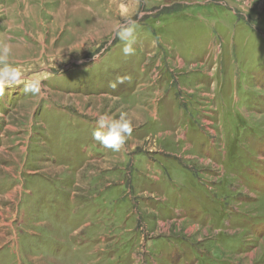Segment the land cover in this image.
Masks as SVG:
<instances>
[{"label": "rangeland", "instance_id": "obj_1", "mask_svg": "<svg viewBox=\"0 0 264 264\" xmlns=\"http://www.w3.org/2000/svg\"><path fill=\"white\" fill-rule=\"evenodd\" d=\"M3 42L0 264H264V0H0Z\"/></svg>", "mask_w": 264, "mask_h": 264}, {"label": "clouds", "instance_id": "obj_2", "mask_svg": "<svg viewBox=\"0 0 264 264\" xmlns=\"http://www.w3.org/2000/svg\"><path fill=\"white\" fill-rule=\"evenodd\" d=\"M135 29L136 23L133 21L118 26L115 31L114 38L125 41L123 48L125 55L134 54L135 50L132 44L134 43ZM12 53L13 45L7 42L0 43V95L3 94L5 87H11L21 79L22 70L7 62V58ZM40 87L39 83L34 86L26 85L24 91L36 94L40 92ZM95 120L96 128L92 133L93 139L113 152H120L133 131L132 121L125 113H121L119 117L108 113L97 114Z\"/></svg>", "mask_w": 264, "mask_h": 264}]
</instances>
